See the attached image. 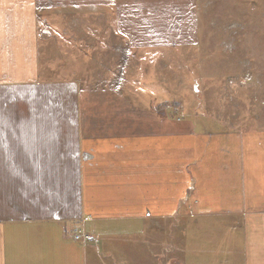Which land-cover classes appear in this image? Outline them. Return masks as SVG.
<instances>
[{"label": "crops", "instance_id": "obj_1", "mask_svg": "<svg viewBox=\"0 0 264 264\" xmlns=\"http://www.w3.org/2000/svg\"><path fill=\"white\" fill-rule=\"evenodd\" d=\"M195 5L0 0V264H264V131L134 109L117 89L97 112L76 81L52 110L39 81L41 11L101 9L149 49L195 43Z\"/></svg>", "mask_w": 264, "mask_h": 264}, {"label": "rangeland", "instance_id": "obj_2", "mask_svg": "<svg viewBox=\"0 0 264 264\" xmlns=\"http://www.w3.org/2000/svg\"><path fill=\"white\" fill-rule=\"evenodd\" d=\"M195 10V43L149 49L132 48L101 9L64 8L45 19L41 11L50 33L39 42V81L57 99L52 110L70 109L68 84L76 81L97 112L109 107L104 91L117 89L134 109L264 131V0H196ZM128 237L115 243L124 247Z\"/></svg>", "mask_w": 264, "mask_h": 264}, {"label": "built area", "instance_id": "obj_3", "mask_svg": "<svg viewBox=\"0 0 264 264\" xmlns=\"http://www.w3.org/2000/svg\"><path fill=\"white\" fill-rule=\"evenodd\" d=\"M74 238L77 241L80 242H92L94 241V237H92V235H90L89 233H87L86 231L79 229L75 232L74 234Z\"/></svg>", "mask_w": 264, "mask_h": 264}]
</instances>
